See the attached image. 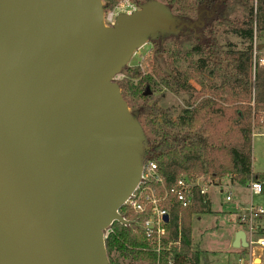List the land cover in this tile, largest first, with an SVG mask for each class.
<instances>
[{
  "label": "water",
  "instance_id": "obj_1",
  "mask_svg": "<svg viewBox=\"0 0 264 264\" xmlns=\"http://www.w3.org/2000/svg\"><path fill=\"white\" fill-rule=\"evenodd\" d=\"M103 13L101 0H0V264H109L104 231L126 223L143 135L114 78L183 25L158 1L111 28ZM232 247L248 248L243 230Z\"/></svg>",
  "mask_w": 264,
  "mask_h": 264
},
{
  "label": "trees",
  "instance_id": "obj_2",
  "mask_svg": "<svg viewBox=\"0 0 264 264\" xmlns=\"http://www.w3.org/2000/svg\"><path fill=\"white\" fill-rule=\"evenodd\" d=\"M120 1L103 0L104 12ZM126 1L138 7L158 1L172 12L178 26L183 25L177 34L149 37L153 57L144 58L145 71L124 66L123 79L114 82L144 132L142 163H155L166 181L180 176L205 177L215 185L224 178L240 186L257 181L264 192V174L254 173L252 167L255 131L264 134V43H257L264 40V0ZM235 8L242 9L243 16L228 18ZM194 17L202 18V23H194ZM186 33L195 35L188 38ZM221 34L237 38L243 48L223 49L217 39ZM192 81L199 84V91ZM162 88L188 98L176 118L159 108L157 100L149 105V94ZM119 213L133 218L125 207ZM209 213V203L197 191L189 207L173 205L159 257L146 251L140 230L114 222L105 238L108 262L115 264L117 255L145 264H200V254L191 248V218Z\"/></svg>",
  "mask_w": 264,
  "mask_h": 264
},
{
  "label": "rangeland",
  "instance_id": "obj_3",
  "mask_svg": "<svg viewBox=\"0 0 264 264\" xmlns=\"http://www.w3.org/2000/svg\"><path fill=\"white\" fill-rule=\"evenodd\" d=\"M101 4L103 7V0H101ZM118 4L119 3L116 4L113 10L116 9ZM122 7H124L123 9L125 10V12L131 13L119 15L118 18L124 15H131L132 13L139 10L138 6L130 3ZM120 11L121 10H116L115 12L117 14L125 13ZM243 14L244 12L242 9L235 8V10L228 15V18H241ZM199 17H201V15H199ZM201 19L202 18H193L194 23L196 24L202 23ZM185 35L186 37L191 38L195 34L186 33ZM217 39L223 49H227V46H230L235 50H240L243 48L241 41L231 35L221 34L218 35ZM257 43L263 44L264 40H258ZM152 49L153 48L150 41H145L141 47L137 48L132 53L125 66L134 67L141 64V69L144 72L146 67L143 64V60L145 57H149L150 59H152ZM185 49L188 50L189 46H185ZM118 74L120 76L116 81H119L124 77L121 72ZM201 82L204 81L201 80ZM192 85L198 91L200 90L199 84L195 81H192ZM149 95L151 96L149 105L157 100L158 107L163 110H168L173 118H176L179 113L186 108V103L188 100L186 95H175L163 88L157 90L152 94L150 93ZM261 133V131L256 130L252 141V167L254 173L264 174V134ZM142 135L144 140L143 131ZM233 185L230 184L229 180L224 178L222 179V183L213 186L210 190L209 197L212 203L213 213L206 215L204 214L201 217H195L192 220L194 241L201 242L200 247L202 251H207V253L203 254L200 260V264H235V257L238 256H246V259L244 260L245 264H259L258 262H253V259L255 258L261 259V264H264V248L253 247L244 249L246 251V255L242 254V249L236 250V253H238L239 255L234 256L231 254L232 250L229 247L230 237L234 233L235 229L237 227H240L238 225V217L245 214L247 211H245L244 209L247 210L250 206L260 207L264 210V192H262L260 195H253L249 190V184L246 186H240L235 183ZM221 190L223 191L222 193L220 192ZM228 191H230L232 194L231 202H226L225 200ZM217 212H222L224 213V215L222 216L221 214H217ZM128 219L132 221V217ZM256 224L258 225L256 231L258 235L257 237L264 238V216ZM241 230L243 229L241 228ZM113 259L115 261V264H145L142 262L126 261L118 257L117 255H113Z\"/></svg>",
  "mask_w": 264,
  "mask_h": 264
},
{
  "label": "built area",
  "instance_id": "obj_4",
  "mask_svg": "<svg viewBox=\"0 0 264 264\" xmlns=\"http://www.w3.org/2000/svg\"><path fill=\"white\" fill-rule=\"evenodd\" d=\"M129 3L126 0H122L115 10L103 13L104 27L111 28L115 25L119 15L130 14L131 12H125L124 7H122ZM116 10H121L120 12L125 13L117 14ZM255 55L256 51L254 50ZM261 61L264 63V59ZM138 67H142L141 64ZM119 76V74L115 76L114 82ZM213 186L215 184L205 177L180 176L173 182L166 181L158 172L155 163L145 161L141 166L139 183L122 206L133 216L132 221L121 216L126 222L122 225H129L134 227L135 230H140L147 243L146 251L154 253L159 257L164 250L162 242L166 235L165 225L169 220L170 208L173 205H177L180 208L189 207L192 203L194 191L199 193L204 203H209L210 190ZM248 187L253 195H260L262 193V184L260 182L251 181ZM225 200L226 202L232 201L231 192H227ZM246 211L245 214L238 217V224L246 234L248 248H264V238L257 237L256 232L258 228L256 223L264 216V210L260 207L250 206ZM165 217L168 219L167 222L164 220ZM110 226L104 231L105 238L111 232ZM174 245L176 246L178 243H174ZM235 258V264H243L246 256Z\"/></svg>",
  "mask_w": 264,
  "mask_h": 264
},
{
  "label": "crops",
  "instance_id": "obj_5",
  "mask_svg": "<svg viewBox=\"0 0 264 264\" xmlns=\"http://www.w3.org/2000/svg\"><path fill=\"white\" fill-rule=\"evenodd\" d=\"M227 180H229L230 181V179L229 178H226ZM220 183H222V180H220ZM219 183V184H220ZM230 184L231 185H233V184H235V183H232V182H230ZM230 186V185H229ZM234 186V185H233ZM221 193L223 192L222 190L220 191ZM230 192V191H229ZM209 209H210V213L209 214H211V213H213V211H212V203H211V201L209 200ZM245 211H246V209H244ZM217 214H221L222 216L224 215V213H222V212H217ZM202 215H204V214H202ZM201 214H195V215H193L192 216V218H191V248H192V250L193 251H196V252H198L199 254H200V260H201V258H202V256H203V254L204 253H207V251H202V249H201V247H200V244H201V242H195L194 241V237H193V231H192V220L195 218V217H201L202 216ZM206 215V214H205ZM199 219V218H198ZM239 225V224H238ZM239 230H241V228L240 227H237L236 229H235V231H234V233L231 235V237H230V245H229V247H230V249L233 251H231V254L232 255H239L238 253H236V249H234L233 247H232V243H233V241H234V236H235V234L239 231ZM239 250V249H238ZM208 252H210V251H208ZM253 262H258L259 264H261L262 263V261H261V259H257V258H255V259H253ZM243 264H245V263H243Z\"/></svg>",
  "mask_w": 264,
  "mask_h": 264
}]
</instances>
